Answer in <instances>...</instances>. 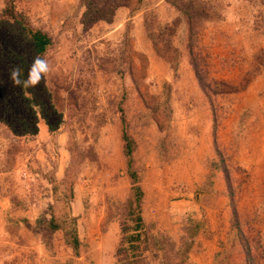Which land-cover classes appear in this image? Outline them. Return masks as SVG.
Returning <instances> with one entry per match:
<instances>
[{"label":"rangeland","instance_id":"obj_1","mask_svg":"<svg viewBox=\"0 0 264 264\" xmlns=\"http://www.w3.org/2000/svg\"><path fill=\"white\" fill-rule=\"evenodd\" d=\"M92 1L0 0L51 40L52 104L92 133L75 169L109 166L101 128L122 120L131 192L92 183L85 216L119 224V264H264V0H122L85 25ZM78 227L96 225H68L75 246Z\"/></svg>","mask_w":264,"mask_h":264},{"label":"crops","instance_id":"obj_2","mask_svg":"<svg viewBox=\"0 0 264 264\" xmlns=\"http://www.w3.org/2000/svg\"><path fill=\"white\" fill-rule=\"evenodd\" d=\"M74 123L75 119L64 116L61 126L52 131L39 115L38 133L18 137L0 122V264H119V224L109 222L107 215L85 216L83 193L92 183L100 184L104 196L111 191L117 197L131 192L127 190L132 178L121 163L125 157L122 120L101 128L100 143L108 148L100 151L110 163L102 164L95 174L91 161L85 164L87 169L72 164L75 146L83 144L86 136L89 150L92 143L91 131L79 132ZM111 177L117 178L113 185ZM143 222L148 225L146 219ZM71 223L95 224L93 236L85 241L86 234L81 235L78 227L75 246L68 229ZM205 256H198L199 264L205 263Z\"/></svg>","mask_w":264,"mask_h":264},{"label":"trees","instance_id":"obj_3","mask_svg":"<svg viewBox=\"0 0 264 264\" xmlns=\"http://www.w3.org/2000/svg\"><path fill=\"white\" fill-rule=\"evenodd\" d=\"M98 2L89 3L83 20L85 25L110 20L114 12L125 5L122 0ZM98 6H101L100 9ZM8 15L12 16L13 21L0 18V122L18 137L35 136L41 115L52 131L57 130L62 124L63 115L52 104L46 79L37 87L27 90L14 86L9 79V71L16 65L23 68L26 76L33 58L36 55L42 57L51 40L41 32H30L23 20L13 14ZM26 92L29 94L26 95ZM121 252L122 249H119L118 253Z\"/></svg>","mask_w":264,"mask_h":264},{"label":"clouds","instance_id":"obj_4","mask_svg":"<svg viewBox=\"0 0 264 264\" xmlns=\"http://www.w3.org/2000/svg\"><path fill=\"white\" fill-rule=\"evenodd\" d=\"M53 71V66L47 58L36 55L27 70L25 76L24 70L20 65L13 66L9 71V79L12 84L22 90L33 89L40 85L46 77ZM26 95L29 93H25Z\"/></svg>","mask_w":264,"mask_h":264}]
</instances>
